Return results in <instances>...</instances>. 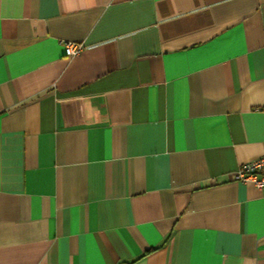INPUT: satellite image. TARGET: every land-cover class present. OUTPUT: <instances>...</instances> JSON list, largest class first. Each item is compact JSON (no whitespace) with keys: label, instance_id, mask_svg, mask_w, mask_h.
Masks as SVG:
<instances>
[{"label":"crops","instance_id":"obj_1","mask_svg":"<svg viewBox=\"0 0 264 264\" xmlns=\"http://www.w3.org/2000/svg\"><path fill=\"white\" fill-rule=\"evenodd\" d=\"M261 155L264 0H0V264H264Z\"/></svg>","mask_w":264,"mask_h":264},{"label":"built area","instance_id":"obj_2","mask_svg":"<svg viewBox=\"0 0 264 264\" xmlns=\"http://www.w3.org/2000/svg\"><path fill=\"white\" fill-rule=\"evenodd\" d=\"M63 45L67 56L76 55L83 49L80 42L65 41ZM235 179L242 182L253 181L257 188L264 191V155L241 164L235 173Z\"/></svg>","mask_w":264,"mask_h":264}]
</instances>
